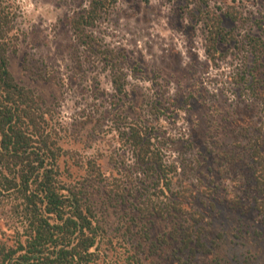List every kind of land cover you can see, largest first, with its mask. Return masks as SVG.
Wrapping results in <instances>:
<instances>
[{
	"label": "rangeland",
	"instance_id": "obj_1",
	"mask_svg": "<svg viewBox=\"0 0 264 264\" xmlns=\"http://www.w3.org/2000/svg\"><path fill=\"white\" fill-rule=\"evenodd\" d=\"M90 1L13 0L10 69L55 112L62 181L101 226L96 264H264V0H206L230 39L214 57L184 0H116L85 48L71 21ZM138 130L163 179L138 163ZM19 224L0 195V243Z\"/></svg>",
	"mask_w": 264,
	"mask_h": 264
},
{
	"label": "trees",
	"instance_id": "obj_2",
	"mask_svg": "<svg viewBox=\"0 0 264 264\" xmlns=\"http://www.w3.org/2000/svg\"><path fill=\"white\" fill-rule=\"evenodd\" d=\"M184 1L199 4V15L207 21L208 55L214 57V48L230 40L222 27L223 16L212 12L206 0ZM115 2L91 0L74 17L71 29L81 46L95 51L97 40L91 29ZM20 17L13 0H0V195L11 204L12 218L20 223L14 243H0V264H96L101 226L84 192L62 181L63 148L55 112L21 85L10 69V54L21 37ZM247 38L254 47L261 43L256 36ZM114 85L123 97L128 95L121 79L114 78ZM135 134L138 163L163 179V160L151 152L147 159L144 151L149 141L139 130Z\"/></svg>",
	"mask_w": 264,
	"mask_h": 264
}]
</instances>
